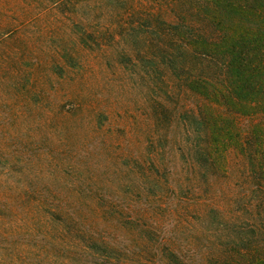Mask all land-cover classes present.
<instances>
[{"label": "trees", "instance_id": "1", "mask_svg": "<svg viewBox=\"0 0 264 264\" xmlns=\"http://www.w3.org/2000/svg\"><path fill=\"white\" fill-rule=\"evenodd\" d=\"M0 8V264H264V0Z\"/></svg>", "mask_w": 264, "mask_h": 264}, {"label": "rangeland", "instance_id": "2", "mask_svg": "<svg viewBox=\"0 0 264 264\" xmlns=\"http://www.w3.org/2000/svg\"><path fill=\"white\" fill-rule=\"evenodd\" d=\"M47 14H42L40 17H45ZM5 16L1 12L0 8V20L2 17ZM46 19H50V17H47ZM29 23L34 24V20L28 21ZM23 24V22L20 23V25ZM26 28L22 27L20 29L21 33L17 36L16 39L10 40L9 37H5L4 40L0 41V55L2 56L3 62L1 63V68L3 69H9L10 65L13 63H17L18 61L22 60V54L20 52V48L23 46L27 47H33V45H38V42L36 40H31L30 42L27 40V29H31L30 25H26ZM28 49V48H27ZM25 58H28V54L25 51ZM22 73H25V70L21 69L19 72H13L10 73L11 75L7 78H3L0 80V101L2 98H8L11 99L13 95V87L12 83L16 79L18 80ZM12 75L14 79L12 78ZM16 110H19L18 107H16ZM16 119L21 120L22 119V113L19 112L16 115Z\"/></svg>", "mask_w": 264, "mask_h": 264}]
</instances>
